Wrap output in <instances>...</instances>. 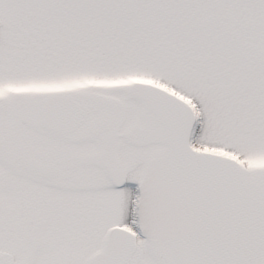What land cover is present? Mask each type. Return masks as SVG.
Wrapping results in <instances>:
<instances>
[{
  "label": "snow or ice",
  "instance_id": "snow-or-ice-1",
  "mask_svg": "<svg viewBox=\"0 0 264 264\" xmlns=\"http://www.w3.org/2000/svg\"><path fill=\"white\" fill-rule=\"evenodd\" d=\"M0 264H264V0H0Z\"/></svg>",
  "mask_w": 264,
  "mask_h": 264
}]
</instances>
